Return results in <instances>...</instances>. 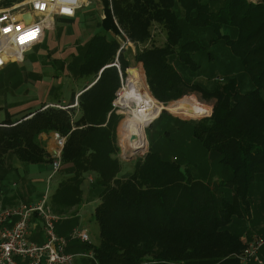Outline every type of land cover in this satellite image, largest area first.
Masks as SVG:
<instances>
[{
	"label": "trees",
	"instance_id": "trees-1",
	"mask_svg": "<svg viewBox=\"0 0 264 264\" xmlns=\"http://www.w3.org/2000/svg\"><path fill=\"white\" fill-rule=\"evenodd\" d=\"M104 2L105 33L90 40L79 66L80 76L94 77V84L77 108L44 107L0 124V168L7 154L22 163H51L40 135L66 137L63 174L50 197L53 211L66 215L81 208L90 177L88 190L99 200L93 221L100 241L81 247L95 260L76 264H242L247 243L233 225L249 217L254 193L264 184V2ZM157 27L166 34L164 46L152 44ZM108 32L124 34L135 50L118 56L121 44ZM138 64L143 67L128 72L136 71L160 103L193 93L214 101L213 110L205 106L194 119L212 115L192 125L193 140L221 169L214 183V173L193 177L155 149L121 175L117 129L123 116L114 102L126 70ZM233 66L246 76L247 90L235 77L219 82Z\"/></svg>",
	"mask_w": 264,
	"mask_h": 264
},
{
	"label": "rangeland",
	"instance_id": "rangeland-1",
	"mask_svg": "<svg viewBox=\"0 0 264 264\" xmlns=\"http://www.w3.org/2000/svg\"><path fill=\"white\" fill-rule=\"evenodd\" d=\"M85 15V23L83 27H81L83 36L79 38V40L76 42V45L78 44V42L84 45L85 40L88 39V36L92 37L98 32L96 31V26L99 22V19L96 17V12L89 11ZM123 36L125 41L128 40L124 34ZM49 38L50 36L48 35L47 41L49 40ZM151 39L152 44H155L156 46H164L166 42V34L163 30L157 27L152 31ZM149 44L151 45V43ZM127 45L128 43L124 45L125 50L127 49ZM71 47L74 46L68 45L65 49L59 47L57 50L53 51L40 46L25 56L26 61L36 59L35 62H39L38 67L40 66V68H42L43 70V75L41 76H35L34 74L30 75L33 78H38L42 82L45 81L41 90L38 89L35 92V88L32 85L26 84L23 88H21L19 93L16 92L17 94H14L13 90L15 89V87H17V81L19 80V78L17 79L16 75L12 74L11 72L5 75L7 77L5 78V80L7 81L6 83L0 84V92L2 88L8 87L7 92L9 93V95H6L5 99L2 100L3 103L7 101L10 105L9 108H12L14 106H21L28 101L35 102V105L31 109L16 113L14 117H10L11 119L9 121H16L18 119H21L22 117H24V115L30 114V111L32 112L42 110L44 109V107H46L45 102H48L50 100L52 101L53 99L63 98L67 102H69L72 100L74 91H76L79 87H84L87 82H91L94 80V78L92 77L82 78L80 76L78 72V64L81 59H79V56H77L78 58L74 56L75 54L78 55L79 52L77 53L78 49H70ZM80 50L81 49H79V51ZM70 51H73L74 54H70ZM127 51L128 49L125 51V54H127ZM57 52L58 54H56ZM58 55L59 58H63L64 61H59L60 63L54 61L55 59H59L57 58ZM62 65H64V69H62ZM136 67L140 68L143 66L142 64H138ZM132 68L134 67H129L126 71ZM239 70L240 68H238V66L229 68V75L226 77H219V82L224 83L228 78L235 77L239 79L241 89L247 90L249 88V83L246 80V76H244ZM133 73L134 71L128 72L126 77L123 78L122 88L118 92L117 99L115 100L114 104H116V101L120 98V95L125 88L127 79L132 76ZM1 81L4 82L3 79ZM54 84L55 86H57V89H50L52 86H54ZM208 86H212V83H208ZM23 91H26L25 94L23 93ZM49 92L53 94L52 96L50 95V97L48 95ZM180 99H178L179 101L169 102L166 104L160 103L154 99L161 106L162 110H166L167 113H162L161 110L159 116L145 129L146 148L136 156L134 154L130 155L124 153L123 142L124 123L126 121V118L132 115L135 106L124 109L116 104L118 114L123 116V119L117 129V139L120 147L119 158L123 162V170L121 175L126 176L130 172H132L134 170L135 162L144 159L151 149H155L161 154L162 157L170 160H176L182 165V169L193 177H200L204 173H210V175L214 173L217 178H210V182L213 183L221 177V169L219 168V165L217 163L215 164L214 156L207 155L206 151L200 145H198L192 137V125L209 118L212 115V111L208 116L202 117L200 119H194V117L199 116L204 111L205 106H208L213 110L214 101H205L199 93H193ZM181 101H192L191 104L196 106V112H193L192 110H184L180 112L174 111L170 108V106ZM0 111H3L2 113H0L1 120L3 117H5L6 110L5 108H0ZM78 115L79 113H77V116ZM160 117L161 119L159 120ZM131 156H133V159L128 160V157ZM48 173L44 175L45 178L47 177ZM61 174H63V171H60L56 175V177L53 178L49 183H47L48 179L46 181L44 180L45 186L41 188L42 192L40 193L41 195L39 196V199L46 193L47 189L49 190L50 194H52V192L56 188V185L58 184V180L61 177ZM91 182L92 181L90 180V178H88L84 184L85 196H87V199L90 200V203L88 205L90 211H88V214L86 213L85 216H81L77 222H75L77 220L75 219L74 224L86 229L90 234L92 242L96 244L100 241L99 226L95 221H93L92 213H94L98 204L97 202H94V198L97 197L88 190ZM87 191H89V193H87ZM79 209L78 211L76 210L77 215L80 214ZM251 212L249 217L246 216L244 220H236L233 226L237 230L240 229V231H247V233L249 234L261 233L259 236L264 235V184H259L257 190L254 193V197L251 201ZM64 222L65 224L69 223L67 219H65L64 221L60 222V224H63ZM57 230L59 232V229ZM247 238L251 237L247 236ZM72 245L77 246L79 248V251L82 250L81 244L74 243ZM260 256H263L262 252L260 253Z\"/></svg>",
	"mask_w": 264,
	"mask_h": 264
},
{
	"label": "built area",
	"instance_id": "built-area-1",
	"mask_svg": "<svg viewBox=\"0 0 264 264\" xmlns=\"http://www.w3.org/2000/svg\"><path fill=\"white\" fill-rule=\"evenodd\" d=\"M25 6L36 17L29 22L18 19L14 10L0 12V69L9 61L19 60L25 51L39 44L45 30L50 28V19L57 16L72 18L80 4L79 0H29ZM23 10L24 6L20 11ZM115 65L119 68L118 62ZM114 107L117 108L116 104ZM54 138L57 150L52 154V173L47 183L63 168L62 152L66 137L55 133ZM50 197L47 189L39 200L32 203L6 205L0 201V264H76L80 259L95 260L92 251L70 249L74 243L93 245L86 229L75 226L67 236L58 233L60 222L72 218L73 213L56 214L50 205ZM35 233L40 234L41 241L34 239ZM263 247V237L257 236L248 242L240 255L242 264H264L260 257Z\"/></svg>",
	"mask_w": 264,
	"mask_h": 264
},
{
	"label": "crops",
	"instance_id": "crops-1",
	"mask_svg": "<svg viewBox=\"0 0 264 264\" xmlns=\"http://www.w3.org/2000/svg\"><path fill=\"white\" fill-rule=\"evenodd\" d=\"M28 1L29 0H0V12L4 10H14L15 14L18 16V19H20L21 21L29 22L30 20H33L36 17L33 16L34 13L31 12L30 8L28 6H25L26 4H28ZM104 1L105 0H79L80 7L76 10L74 17L67 18V17L57 16V17L50 19L48 21L50 28L45 30V33H44V36L41 42L31 47L27 51H25L22 55V58H20L19 60L9 61L5 67L0 69L1 71L0 84L6 83L7 80H5V78L7 77L5 75L11 72L12 74L16 75L17 79L19 78V80L17 81L18 82L17 87H15V89L13 90L14 94L16 92L19 93L21 88H23L24 85L26 84L32 85L35 88L34 89L35 92L38 89L41 90L43 88V84L45 83V81L42 82L38 78H33L30 75L34 74L35 76H41L43 75V70L42 68H40V66L38 67L39 62H35L36 59H33L31 61L30 60L26 61V58H25L27 54L31 53L34 49L40 46L54 51V50H57L59 47L65 49L68 45H72L74 47H71L70 49H73V50L74 48L75 50L78 49L77 53L79 52V54L78 55L75 54L74 56L75 57L79 56V59H81L78 64V66H80V64L82 63L84 51L88 43L90 42V40L97 35H101L105 33V24L103 23L104 17H105L104 16V9H105ZM249 1L252 3H263L264 2V0H249ZM22 6H24V10L20 11ZM89 11L96 12V17L99 19V22L96 26L97 27L96 31L98 32L92 37L88 36V39L85 40L86 44L84 43L83 45L82 43L78 42V44L76 45V42L79 40V38L83 36L81 27H83L85 23V16H86L85 14ZM39 18L41 19L40 16ZM48 35L50 36V38L47 41ZM107 36L109 39L115 38L121 44L118 56L120 55L122 51L123 53H125L127 49H128L127 53L129 51L133 52V50H135L134 48L135 46L130 44L128 40L126 41L124 40L123 34L122 36L120 35L115 36L111 32H108ZM127 43H128L127 49L125 50L124 45ZM79 49L81 50L79 51ZM56 54H58V52ZM70 54L73 55L74 52L70 51ZM57 58H59V55ZM54 61L59 62V61H64V60L63 58L60 57L59 59L57 60L55 59ZM117 62H118V59L116 60V63ZM115 64L114 66L117 67ZM63 66L64 65H62V69H64ZM118 70L121 73L120 65H119ZM78 72H79V67H78ZM2 79L4 80V82L1 81ZM93 81L87 82L84 87H81V88L79 87L76 91H74L71 101L67 102L63 98L53 99L52 101L50 100L48 102H45L46 107L60 106L64 109L77 108L78 99L80 95L94 84ZM122 81H123V78H122ZM50 89H57V86H55L54 84V86H52ZM7 90H8V87L2 88L1 92L3 93L0 92V108H5L6 110L5 117H3L0 120V124L4 123L5 121H9L11 119L10 117H14L16 113L25 111L27 109H31L35 105V102L28 101V102H25L21 106H14L12 108H9L10 105L8 104L7 101H5V103L2 102V100L5 99L6 95H9ZM25 92L26 91H23L24 94ZM48 95L50 97V95L52 96L53 94L49 92ZM15 104H12V105H15ZM2 112L3 111H0V113ZM35 112L36 111H32V112L30 111L29 112L30 114L28 115H31ZM25 116H27V114L24 115V117ZM54 134L55 133L40 135V139L46 143V149L51 155L54 154L55 151L57 150V145H56V141L54 138ZM46 173L48 174H47V177L45 178L44 175ZM51 173H52V162L48 164H27V163H22L21 161H19L16 156L7 154L5 156L4 164L0 168V201H2L6 205H18L20 203H32V202L37 201L39 199V196L41 195L40 193L42 192L41 188L45 186L44 180L46 181L50 177ZM94 202H97L98 204L99 200L97 198H94ZM89 203H90V200L87 199L86 203L83 206H81V208L79 209L80 214L77 215L78 210L75 212H72L73 217L70 219H67V221L69 222L68 224H65L64 222L63 224L59 225L58 233L60 235L67 236L71 232V230L75 227L74 220L75 219L78 220L81 216H85L86 213L90 211V209L88 208ZM93 214L94 213H92V215ZM75 215H77V217ZM237 231H239L242 234V240L245 241L246 243L252 241L257 236L264 238V235L259 236L261 233L260 234L258 233L249 234L247 233V231L246 232L240 231V229ZM247 236L251 238H247ZM34 239H36L37 241L42 240L40 237V234L38 233H35ZM70 249L72 251H79L78 250L79 248L74 245H71ZM260 257L264 260V256H260ZM251 264H254V263H251Z\"/></svg>",
	"mask_w": 264,
	"mask_h": 264
},
{
	"label": "bare ground",
	"instance_id": "bare-ground-1",
	"mask_svg": "<svg viewBox=\"0 0 264 264\" xmlns=\"http://www.w3.org/2000/svg\"><path fill=\"white\" fill-rule=\"evenodd\" d=\"M191 103L192 101H181L170 108L180 112L184 110L196 112V106ZM116 104L124 109L135 106L132 115L128 116L124 123L123 142L125 154L139 155L146 148L145 129L159 116L162 108L153 99L148 87L136 71L127 79Z\"/></svg>",
	"mask_w": 264,
	"mask_h": 264
},
{
	"label": "water",
	"instance_id": "water-1",
	"mask_svg": "<svg viewBox=\"0 0 264 264\" xmlns=\"http://www.w3.org/2000/svg\"><path fill=\"white\" fill-rule=\"evenodd\" d=\"M134 69H137V67H135ZM129 70H130V69H129ZM129 70H128V71H129ZM128 71H127V72H128ZM162 113H167V111H166V110H164ZM132 159H133V156H131V157H128V160H132Z\"/></svg>",
	"mask_w": 264,
	"mask_h": 264
},
{
	"label": "snow or ice",
	"instance_id": "snow-or-ice-1",
	"mask_svg": "<svg viewBox=\"0 0 264 264\" xmlns=\"http://www.w3.org/2000/svg\"><path fill=\"white\" fill-rule=\"evenodd\" d=\"M38 7L40 6V5H37ZM5 31H8V29H5ZM22 42H23V38H22Z\"/></svg>",
	"mask_w": 264,
	"mask_h": 264
}]
</instances>
